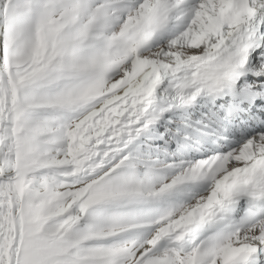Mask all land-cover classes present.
I'll use <instances>...</instances> for the list:
<instances>
[{"label": "snow or ice", "instance_id": "snow-or-ice-1", "mask_svg": "<svg viewBox=\"0 0 264 264\" xmlns=\"http://www.w3.org/2000/svg\"><path fill=\"white\" fill-rule=\"evenodd\" d=\"M0 264H264V0H0Z\"/></svg>", "mask_w": 264, "mask_h": 264}]
</instances>
